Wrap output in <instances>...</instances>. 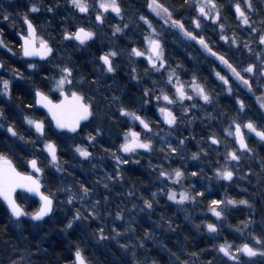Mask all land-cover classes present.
Returning a JSON list of instances; mask_svg holds the SVG:
<instances>
[{
  "label": "snow or ice",
  "instance_id": "6c2138e0",
  "mask_svg": "<svg viewBox=\"0 0 264 264\" xmlns=\"http://www.w3.org/2000/svg\"><path fill=\"white\" fill-rule=\"evenodd\" d=\"M0 17L16 29L14 47L0 25V50L17 60L0 59V104L32 82L14 117L23 131L0 108V201L17 227L58 211L71 213L65 233L103 220L87 239L115 242L119 264H159L156 229L181 225L166 211L152 220L157 207L170 202L194 223L189 206L205 204L194 229L210 247L189 250L187 236L174 248L159 242L166 264H264V0H27L22 14L0 3ZM94 45L93 71L82 74L74 54ZM144 158L147 185L129 175ZM141 214L151 227L139 234ZM69 259L95 264L82 243Z\"/></svg>",
  "mask_w": 264,
  "mask_h": 264
},
{
  "label": "trees",
  "instance_id": "16d2710c",
  "mask_svg": "<svg viewBox=\"0 0 264 264\" xmlns=\"http://www.w3.org/2000/svg\"><path fill=\"white\" fill-rule=\"evenodd\" d=\"M98 52L99 51H96V53ZM169 52L176 59H184L183 49L179 47L173 46L169 49ZM81 58L82 57L78 56L73 59L77 62L81 73L87 75L88 72L86 69H88V67L84 65L86 62L82 61ZM15 63L17 64V62ZM203 71L206 75V65ZM31 86L32 82L30 81L18 82L13 89V99L9 106L5 107L4 104H0V108H4L8 120L16 123L17 128L21 131H23V128L21 127L22 120H15L14 117L20 115L17 106L19 105L22 108L23 103H28L31 100ZM152 115L155 116L154 113ZM37 116L42 118L40 113H37ZM0 123L6 124L7 121L0 120ZM2 135L3 133L0 131V136ZM61 150L66 153V148L64 146H62ZM21 157L23 158V153H21ZM13 159L15 161V158ZM15 162L19 170L23 171L24 169L20 167V161ZM107 163L110 164L111 162L108 161ZM146 166L147 164L143 163H141V165H131L129 175L133 179L141 180L147 185L149 176ZM76 175L77 177H80L83 176L84 173L77 169ZM45 179L51 181L52 178L46 177ZM231 194L233 195V193ZM164 201L165 198H162V203ZM128 207H131V204H128ZM201 208L203 209V204ZM164 211L172 216L176 223L181 225V230H179L178 233H165L162 229H156L158 243L153 244L152 242H149V247L152 254L157 256L159 264H166V261L168 260L166 252L159 248V242L166 244L170 248H174L178 237L182 241L183 237L187 236L189 250H195L197 246L210 247L207 234L196 232L194 224L192 223L191 225L188 221H185L182 214L176 212L174 206L169 203L167 209L157 207V214L153 215L152 220L158 219V214ZM70 215V212L68 213V216H65L63 212L58 211L56 218L49 220L47 223H43L41 230H36L34 228L36 224L30 220L22 221L20 228L16 229L12 226V218H10L7 211L0 203V264H6L7 260L11 261L13 259H18L21 254L31 259L32 264H71L69 257L75 243H82V246L85 247L86 253L90 254L95 264H119V260L123 257V253L115 242L96 244L94 239L89 240L85 236V231L90 233L98 225H103L104 221L100 220L92 222L87 230L83 229L82 226H74L72 230L65 233L62 231L63 223H66L67 218ZM242 216L243 213L241 210H234L230 216V221L235 223L236 220L242 218ZM205 218V213H202L201 217L194 218V223L199 224ZM207 218L209 219L208 216ZM138 219V233L142 234L144 228L151 227V222L146 216H143V214H141ZM21 233H23L24 238H21ZM37 245H40L43 250L37 252Z\"/></svg>",
  "mask_w": 264,
  "mask_h": 264
},
{
  "label": "rangeland",
  "instance_id": "374dc122",
  "mask_svg": "<svg viewBox=\"0 0 264 264\" xmlns=\"http://www.w3.org/2000/svg\"><path fill=\"white\" fill-rule=\"evenodd\" d=\"M2 1L5 3L4 5H5L6 7H9L10 5H14V4H16V3H15L16 1H21V0H2ZM25 1H27V0H25ZM59 22H60V21H58L57 23H59ZM0 25L3 26V28H4V30H5V33H6V32L11 33V32H10V31H11L10 28L8 27L7 23L4 22V21L2 20V17H0ZM6 36H7V35H5V39L8 40V38H7ZM181 49H182V48H181ZM96 51H99V49L97 48V46L94 45L93 48H92L89 52H78V53H75V54H74V57H73V58L79 56V57H82V58H81L82 61H85V62H86V63H84V65L88 67V69H86L87 72H88V74H89L90 72L93 71V66L91 65V63L88 62V61H89V57H90L91 53H96ZM0 59L4 60L6 64L10 63V64H12L13 66H16V65H17V64L15 63V62H17V60H16L15 58L11 57V55H10L9 53H7V52H5V51H3V50H0ZM82 61H80V62H82ZM221 103H222V104H227V103H229V100L227 99V97H221ZM198 130H199V129L197 128V131H198ZM193 150H194V149H193ZM141 163H143V164H147V158L142 159ZM192 163H194V162H192ZM146 168H147V167H146ZM210 174H211V173H209V175H210ZM199 186H200V184H199V182H198V183H197V187H199ZM242 186H247L246 182H242ZM229 191H230V194L233 193V195H236L237 193L240 192V189H239V188H234V189H230ZM249 191H251V189H249ZM211 195H213V196L216 195V189H215V188L213 189ZM243 195H244V194H241L240 196H236V198H241V196H243ZM244 198H247V197L245 196ZM165 199H166V198H165ZM168 203L171 204L170 202H168ZM201 207H202V204L199 205V207H197L195 211H192L191 206H189V213L192 215V217H193V221H194V218L196 219L197 217H201L202 213H205V211H206V207H205V205L203 204V209H204V210H203ZM240 209H243V206H240L239 209H235V210H240ZM202 211H203V212H202ZM233 211H234V210H233ZM245 211H246V210H245ZM180 213H181L182 216L184 217V213H182V212H180ZM208 217H209V219H211V220H214V219H215L214 217H211L210 214H208ZM256 218H257V220H259V216H257ZM25 220H27V219H25ZM189 224L192 225V223H189ZM193 224H194V223H193ZM21 225H22V224L20 223L19 227H17V225H16L15 223L12 224V226L15 227L16 229H19ZM42 227H43V223H41V224L39 225V227L35 226L34 228H35L36 230H41ZM224 235H225V236H231V230H229L227 227H225V228H224ZM9 262H10V260H7V261H6V264H9ZM4 264H5V263H4Z\"/></svg>",
  "mask_w": 264,
  "mask_h": 264
},
{
  "label": "flooded vegetation",
  "instance_id": "af4514ba",
  "mask_svg": "<svg viewBox=\"0 0 264 264\" xmlns=\"http://www.w3.org/2000/svg\"><path fill=\"white\" fill-rule=\"evenodd\" d=\"M0 3H3V4H5L2 0H0ZM16 4H14V5H10L9 7H6L5 5V7L6 8H8V10L9 11H13V12H18V13H23V11H24V8H25V6H26V4H27V1H25V0H21V1H16L15 2ZM59 21V20H58ZM57 21V22H58ZM10 32L11 33H9V32H6L5 33V35H7L6 37L8 38V41L9 42H11V44L14 46V47H16V45H15V40H16V36H15V31H16V29L15 28H10ZM2 133H3V130H0ZM0 203H1V201H0ZM2 204V203H1Z\"/></svg>",
  "mask_w": 264,
  "mask_h": 264
},
{
  "label": "water",
  "instance_id": "95a60500",
  "mask_svg": "<svg viewBox=\"0 0 264 264\" xmlns=\"http://www.w3.org/2000/svg\"><path fill=\"white\" fill-rule=\"evenodd\" d=\"M1 203L3 204V206L5 207L6 211H7V208H6V205L1 201ZM8 212V211H7ZM8 214L10 215V213L8 212Z\"/></svg>",
  "mask_w": 264,
  "mask_h": 264
}]
</instances>
